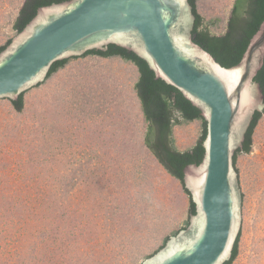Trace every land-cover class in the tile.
<instances>
[{
    "label": "rangeland",
    "instance_id": "obj_1",
    "mask_svg": "<svg viewBox=\"0 0 264 264\" xmlns=\"http://www.w3.org/2000/svg\"><path fill=\"white\" fill-rule=\"evenodd\" d=\"M24 1L0 0V46ZM234 3L196 0L200 29L224 35ZM138 77L120 57L86 55L25 92L21 111L0 99V264H143L188 226L187 194L144 144ZM174 120V143L198 141L201 120ZM235 166L232 264H264V112Z\"/></svg>",
    "mask_w": 264,
    "mask_h": 264
},
{
    "label": "water",
    "instance_id": "obj_2",
    "mask_svg": "<svg viewBox=\"0 0 264 264\" xmlns=\"http://www.w3.org/2000/svg\"><path fill=\"white\" fill-rule=\"evenodd\" d=\"M194 21L188 0H70L39 8L0 52V99L10 102L42 84L55 62L113 44L145 59L156 78L201 110L204 158L184 169L196 213L143 264H224L241 229L233 156L254 112L264 110L253 81L264 60V20L230 68L193 42Z\"/></svg>",
    "mask_w": 264,
    "mask_h": 264
},
{
    "label": "trees",
    "instance_id": "obj_3",
    "mask_svg": "<svg viewBox=\"0 0 264 264\" xmlns=\"http://www.w3.org/2000/svg\"><path fill=\"white\" fill-rule=\"evenodd\" d=\"M68 1L70 0H25L14 23L16 33L21 32L26 27L35 17L39 8ZM188 1L195 17L191 32L193 42L208 52L222 67L230 68L237 65L250 39L264 20V0H235L227 30L222 36L211 35L206 30L200 29L201 17L196 11V0ZM10 42L11 39L5 45L0 46V52ZM86 55H97L104 58L120 57L131 62L137 68L139 77L135 84V89L141 103L143 115L148 123L144 144L159 164L181 183L183 190L187 194L189 198L187 226L190 218L195 215L196 210L190 194L185 188L184 169L190 165H199L204 158L203 142L206 136V121L202 116L201 110L188 101L176 88L162 79L156 78L148 62L133 52L110 44L105 50H92L83 56ZM67 61L68 59L55 62L51 66L46 80L58 69L62 68ZM253 81L260 86L264 104V60ZM23 95L21 94L18 100L11 102L17 111L22 110ZM263 112L264 110L254 112L244 132L243 142L234 153L233 165L237 173L235 166L237 156L240 153L250 152L252 135ZM175 113H178L185 121L201 120L203 123V131L200 138L193 148L184 152L177 151L173 146L172 127L175 123ZM169 238L165 239L162 247L165 246ZM239 238L240 232L234 244L231 257L224 264H232L236 259Z\"/></svg>",
    "mask_w": 264,
    "mask_h": 264
},
{
    "label": "crops",
    "instance_id": "obj_4",
    "mask_svg": "<svg viewBox=\"0 0 264 264\" xmlns=\"http://www.w3.org/2000/svg\"><path fill=\"white\" fill-rule=\"evenodd\" d=\"M195 144H196V143H193L192 145L188 146L187 148L182 149L183 147H182V145H180V142H176V141H175V143L173 142V146H174V148H175L177 151H179V152H184V151L190 150L191 148L194 147Z\"/></svg>",
    "mask_w": 264,
    "mask_h": 264
},
{
    "label": "bare ground",
    "instance_id": "obj_5",
    "mask_svg": "<svg viewBox=\"0 0 264 264\" xmlns=\"http://www.w3.org/2000/svg\"><path fill=\"white\" fill-rule=\"evenodd\" d=\"M226 76V79H227V81L231 84V82H233V78L232 77H230L228 74H225Z\"/></svg>",
    "mask_w": 264,
    "mask_h": 264
},
{
    "label": "flooded vegetation",
    "instance_id": "obj_6",
    "mask_svg": "<svg viewBox=\"0 0 264 264\" xmlns=\"http://www.w3.org/2000/svg\"><path fill=\"white\" fill-rule=\"evenodd\" d=\"M229 22V21H228Z\"/></svg>",
    "mask_w": 264,
    "mask_h": 264
}]
</instances>
